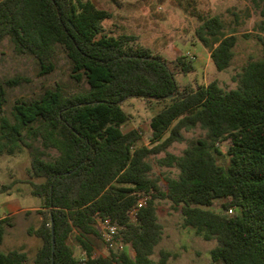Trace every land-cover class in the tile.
Wrapping results in <instances>:
<instances>
[{
	"label": "trees",
	"instance_id": "16d2710c",
	"mask_svg": "<svg viewBox=\"0 0 264 264\" xmlns=\"http://www.w3.org/2000/svg\"><path fill=\"white\" fill-rule=\"evenodd\" d=\"M179 4L201 21L195 32L216 69H227L238 35L224 33L222 18L197 7L196 0ZM110 17L94 0H0V47L8 37L15 53L35 60L40 75L56 69L61 47L70 76L89 84L73 93L59 84L45 86L37 96L16 98L13 120L0 119V155L30 147L29 139L58 151L51 159L43 151L31 158L29 174L38 180L29 182L31 193L41 198V220L27 231L42 241L33 264H168V250H160L159 261L151 257L163 228L156 198L172 201L185 227L217 241L211 264H264V56L250 59L230 90L216 79L181 88L175 70L194 68L186 56L171 66L137 44L136 36L107 33L103 21ZM22 80L16 76L0 84V111L5 85ZM131 97L170 100L151 118L152 145L141 143L138 129H122L129 115L121 104ZM196 126L205 136L186 139L183 130ZM184 140L181 155L167 151ZM162 151L160 162L179 169L177 177L167 178L165 190L150 175L147 159ZM140 193L148 196L147 204L132 220ZM106 216L122 225L118 238L124 247L96 253L97 220ZM6 225H12L11 216L0 218V242ZM72 235L81 259L68 242ZM27 260L25 251L0 249V264Z\"/></svg>",
	"mask_w": 264,
	"mask_h": 264
},
{
	"label": "rangeland",
	"instance_id": "374dc122",
	"mask_svg": "<svg viewBox=\"0 0 264 264\" xmlns=\"http://www.w3.org/2000/svg\"><path fill=\"white\" fill-rule=\"evenodd\" d=\"M96 4L107 9L111 17L103 21L105 31L112 35L122 33L136 36L137 44L145 46L150 51L164 58L173 66L178 56H186L193 65L192 71L184 73L175 70L176 78L181 88L207 84L216 79L225 89L237 86L234 76L242 71L243 66L252 58L264 56V0H196L197 7L205 12L218 14L224 22V33H236L238 40L235 55L230 66L219 71L214 66L210 50L196 35V28L201 21L187 13L179 4V0H94ZM248 33V36H243ZM190 53V54H188ZM191 55V56H188ZM174 67V66H173ZM70 60L65 51L58 47L56 69L45 75L37 74L35 60L26 54L14 52L13 43L7 37L0 47V84L16 76L25 80L13 85H5L6 102L0 111L2 116L13 120L12 105L20 96L34 97L39 95L48 85L59 84L67 93L85 90L89 84L84 79L75 81L70 76ZM170 100H146L131 97L122 102L121 107L129 115V120L123 124V131L138 129L142 137L141 143L152 145L150 121L152 116L167 106ZM186 139L205 136L206 131L200 126L183 130ZM30 147H23L14 154L0 155V216L5 212L3 202L12 197L17 198L25 206L41 204V198L31 193L32 178L29 174L32 155L43 151L45 158H54L58 151L54 148L44 149L40 140L29 139ZM227 142H221V148H226ZM187 147V140L176 141L167 151L181 155ZM164 151L148 156L152 165L150 175L158 177L162 189H167V178L177 177L179 169L160 162ZM6 185V186H5ZM5 186V187H4ZM158 220L162 224L160 241L155 246L152 259L159 261L160 250L172 253L168 264H211V249L217 245L215 239L205 240L196 234L195 230L183 225L181 211L174 207L172 201L156 198ZM34 212V211H33ZM36 214V212H34ZM28 216V214H26ZM39 215L29 217L11 216L12 225H6L5 233L0 242L3 251L22 250L28 255L24 264H33L34 256L41 245V239L30 235L29 226H38ZM78 258H83V251L72 235L68 240ZM96 253L109 252L102 238L94 237ZM133 255V251H130ZM84 264V263H82Z\"/></svg>",
	"mask_w": 264,
	"mask_h": 264
},
{
	"label": "built area",
	"instance_id": "2783aa9c",
	"mask_svg": "<svg viewBox=\"0 0 264 264\" xmlns=\"http://www.w3.org/2000/svg\"><path fill=\"white\" fill-rule=\"evenodd\" d=\"M190 54V53H188ZM191 56V55H188ZM193 57V56H191ZM148 196L145 193H140L136 206L130 211V216L132 220L137 219V212L140 208L147 204ZM232 210H230L231 212ZM97 227L101 238L106 243L107 247L112 250H119L124 247L123 242L119 240L118 235L123 229L122 225H120L117 221L112 219L109 216L101 217L97 220Z\"/></svg>",
	"mask_w": 264,
	"mask_h": 264
},
{
	"label": "crops",
	"instance_id": "0c3cea01",
	"mask_svg": "<svg viewBox=\"0 0 264 264\" xmlns=\"http://www.w3.org/2000/svg\"><path fill=\"white\" fill-rule=\"evenodd\" d=\"M3 205L5 208V212L2 216H0V218L13 215L29 217V214H34L35 216L37 214L39 215L38 220H41V214L38 212V209H40L41 204L35 206H25L21 204L17 198L10 197L3 202ZM33 211L36 212V214ZM26 214H28V216Z\"/></svg>",
	"mask_w": 264,
	"mask_h": 264
},
{
	"label": "water",
	"instance_id": "95a60500",
	"mask_svg": "<svg viewBox=\"0 0 264 264\" xmlns=\"http://www.w3.org/2000/svg\"><path fill=\"white\" fill-rule=\"evenodd\" d=\"M52 232H54V225H53V222H52ZM53 250H54V247H53ZM53 264V262H52Z\"/></svg>",
	"mask_w": 264,
	"mask_h": 264
}]
</instances>
